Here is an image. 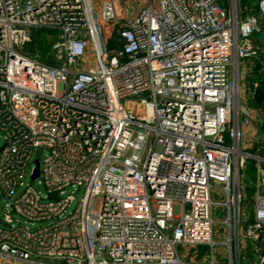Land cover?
Segmentation results:
<instances>
[{"label": "built area", "instance_id": "2783aa9c", "mask_svg": "<svg viewBox=\"0 0 264 264\" xmlns=\"http://www.w3.org/2000/svg\"><path fill=\"white\" fill-rule=\"evenodd\" d=\"M232 1L0 0V264H264V0ZM33 29L57 33L53 66L24 53Z\"/></svg>", "mask_w": 264, "mask_h": 264}, {"label": "rangeland", "instance_id": "374dc122", "mask_svg": "<svg viewBox=\"0 0 264 264\" xmlns=\"http://www.w3.org/2000/svg\"><path fill=\"white\" fill-rule=\"evenodd\" d=\"M116 1L119 5L120 9L122 10V12L124 9H126L125 14H127V16H132L133 14H135L137 12L135 8L137 6L138 7H140L141 5L143 6L146 3V0H116ZM149 1H150V3L155 5V0H149ZM216 1H217L218 5L224 10V12H226L228 15H231V7H230L229 0H216ZM97 36H98V34H97ZM99 37H100V35L98 36V38ZM261 41H263L262 37H261ZM241 68H242V66H239V74H240V79H241L240 90H241V100L244 102L245 101V99H244L245 82L249 81V79L243 77ZM246 103H247L248 109H251V110L257 109V106H255L253 102H250L248 100ZM248 183H249V180L245 179V181L242 184H244L246 186V185H248ZM73 196L75 199V201H74V203H75L77 201L78 197L80 196V191L79 190L76 191ZM211 199H212L213 203H217V204H221V202L223 200L222 196L219 193L215 194L214 189L211 190ZM244 202H245V200L243 201V203ZM219 207H221V206H217V208L215 206H213L212 240H213L214 245H213L212 251H213L214 256L221 257L223 254L226 253L225 249H223V246H222V242L225 239V227L221 224V221L223 220V218L225 216H223V212L221 211V209H219ZM14 218L18 219L17 216H14ZM177 250H178V253L180 254L182 251V248L179 247V248H177ZM194 250L198 254H202V253L208 254L209 253V248H207V247L199 246V247L194 248ZM247 255H248V253H245L243 255L244 259L247 260L246 263L250 262V260L247 259ZM199 260H200V256L196 259V261H199ZM47 263L49 264V262H47ZM11 264H17V263L12 262Z\"/></svg>", "mask_w": 264, "mask_h": 264}, {"label": "trees", "instance_id": "16d2710c", "mask_svg": "<svg viewBox=\"0 0 264 264\" xmlns=\"http://www.w3.org/2000/svg\"><path fill=\"white\" fill-rule=\"evenodd\" d=\"M258 0H235L236 10H242L247 8L252 14H256V3ZM57 33L55 31L47 29H33L30 33V41L25 43L23 51L34 60L44 63L45 65L53 66V60L51 55V45L56 39ZM106 50L119 48V43L116 39V33L113 32L105 41ZM244 175L248 180L253 178V166L249 162L246 166ZM264 245V244H262ZM253 256L248 254L247 259L253 261Z\"/></svg>", "mask_w": 264, "mask_h": 264}, {"label": "crops", "instance_id": "0c3cea01", "mask_svg": "<svg viewBox=\"0 0 264 264\" xmlns=\"http://www.w3.org/2000/svg\"><path fill=\"white\" fill-rule=\"evenodd\" d=\"M106 1V0H90V2H92V5L94 7V11L96 13L99 12L100 8H101V5L102 3ZM113 1V4H114V7L116 9V11L118 13H120L121 17H130V16H127V14H125V10H122L120 9L118 3L116 0H112ZM125 7V6H124ZM142 7V5L140 6ZM140 7H136V11L137 9H139ZM131 14V13H130ZM125 15V16H124ZM101 25V24H100ZM258 25H259V28H260V32H259V35L262 36V39L263 41H261V39L259 38H252V41L255 45H257L259 48H261L263 51H264V16H261L258 20ZM101 28H102V25H101ZM242 66V74H246V73H249L250 74H258V64H257V61L254 60V62H251L249 63L248 65L245 64V65H241Z\"/></svg>", "mask_w": 264, "mask_h": 264}, {"label": "water", "instance_id": "95a60500", "mask_svg": "<svg viewBox=\"0 0 264 264\" xmlns=\"http://www.w3.org/2000/svg\"><path fill=\"white\" fill-rule=\"evenodd\" d=\"M235 2H234V0L232 1V9H234L235 8V4H234ZM250 36L252 37V38H260L261 39V35H259L258 33H256V32H252L251 34H250ZM252 101H253V103L254 104H260V103H262V102H264V92L262 91V90H260V89H255L254 90V92H253V96H252ZM40 150L38 149L36 152H35V160H34V170H33V173H32V175L30 176V179H34L36 176H37V169H38V161H37V159L38 158H40ZM50 198H54V195H50L49 196Z\"/></svg>", "mask_w": 264, "mask_h": 264}]
</instances>
